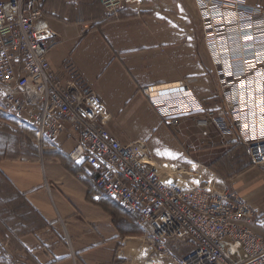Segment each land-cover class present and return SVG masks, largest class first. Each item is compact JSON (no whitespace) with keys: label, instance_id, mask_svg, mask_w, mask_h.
Masks as SVG:
<instances>
[{"label":"crops","instance_id":"obj_1","mask_svg":"<svg viewBox=\"0 0 264 264\" xmlns=\"http://www.w3.org/2000/svg\"><path fill=\"white\" fill-rule=\"evenodd\" d=\"M23 1L27 8L41 9L55 31L48 56L51 71L62 85L75 76L96 90L113 137L122 143L144 141L160 169L170 165L189 173L177 182L235 191L264 218V171L254 165L233 112L237 107L251 131L256 123L262 125L253 83L236 76L237 67L261 50L244 30L249 22L232 15L237 37L214 42L203 29L195 0H144L139 7L124 6L115 17L107 16L100 0ZM259 3L246 0L245 6ZM77 26L87 30L85 35L76 36ZM232 62L235 79L228 80L238 85L231 84L230 94L236 96L238 87L241 96L233 101L219 74ZM181 84L192 91L189 102L198 107L192 112L157 108L144 93L146 87L155 95ZM33 112L36 107L28 105L18 119L0 115V246L16 252V258L0 264H142L151 254L140 251L143 235L119 232L108 210L115 203L117 217H126V211L110 197L100 198L108 210L97 205L100 199L94 195L101 190L91 167L69 159L76 135L65 131L41 148ZM208 112L216 117L222 112L232 134L223 137L208 122ZM252 228L261 233L264 223Z\"/></svg>","mask_w":264,"mask_h":264},{"label":"built area","instance_id":"obj_2","mask_svg":"<svg viewBox=\"0 0 264 264\" xmlns=\"http://www.w3.org/2000/svg\"><path fill=\"white\" fill-rule=\"evenodd\" d=\"M195 1L214 42L237 37L231 21L234 15L251 24L244 30L258 40L261 50L237 67L236 76L253 83L252 97L260 107L256 112L262 125L256 123L251 131L245 128L237 107L233 112L254 165L264 171V0L254 7H246V0ZM100 2L107 16L115 17L124 6L139 7L144 0ZM74 30L77 37L87 32L79 26ZM55 35L41 9L27 8L23 0L0 1V115L18 119L28 105L35 106L32 124L41 148L65 131L76 135L69 159L91 167L101 190L95 198H113L126 212L136 215L142 239L151 247L142 264H264V230L257 233L252 228L256 217L251 205L235 191L206 184L186 185L185 180L179 183L177 177L189 175L185 169L165 165L163 171L144 141L122 143L113 137L105 126L103 102L96 90L75 76L62 85L51 71L48 56ZM241 54L244 52L233 56ZM219 74L225 95L233 101L230 87L238 81L228 78L235 79V69L221 67ZM151 89L146 87L144 93L157 108L173 114L198 108L189 102L192 91L186 84L162 88L155 95ZM235 93L239 100L238 87ZM175 95L183 99L170 101ZM206 114L223 137L232 134V128L221 119L222 112L219 117ZM171 240L188 251L174 253L176 250L165 247Z\"/></svg>","mask_w":264,"mask_h":264},{"label":"rangeland","instance_id":"obj_3","mask_svg":"<svg viewBox=\"0 0 264 264\" xmlns=\"http://www.w3.org/2000/svg\"><path fill=\"white\" fill-rule=\"evenodd\" d=\"M195 26L197 27L198 31H201V28H200L198 23L195 24ZM220 28H223V27H220ZM203 29L205 30L204 24H203ZM205 32H206V30H205ZM234 68H235V63H233V62H232V64L229 67H227V69L230 70V71H233ZM231 78H229V79H231ZM152 94L154 95V93H152ZM197 177H202V175L201 174L197 175ZM262 212H264V207L262 208ZM254 214H255V217H256L255 218V222L253 223L254 226L255 225L256 226H260V224H263L264 223L263 222V219H264L263 215H261L259 212H255V211H254ZM253 224H252V226H253ZM4 238L5 237H1L2 240ZM6 238H8V237H6ZM165 247H169L171 250H176V251H174V253H177L179 251L178 254H180V255L185 254L188 251L187 247H183L182 244H179L177 241H174V240H171L169 243H167L165 245ZM14 258H16V252H15L13 247H1L0 246V261L1 262L2 261H11Z\"/></svg>","mask_w":264,"mask_h":264},{"label":"trees","instance_id":"obj_4","mask_svg":"<svg viewBox=\"0 0 264 264\" xmlns=\"http://www.w3.org/2000/svg\"><path fill=\"white\" fill-rule=\"evenodd\" d=\"M36 0H33V2H35ZM95 182V181H94ZM95 186L97 188H99V186L95 183ZM105 199H100L96 202L97 205L102 206L105 210H108L105 207ZM114 207L117 208V206H115L116 204H113ZM113 207L112 210H108L110 213H112L114 215V223L117 225L119 232L122 235H127V236H142L143 232L140 229V227L138 226V224H136V215L130 212H125V216L122 217H117L116 216V212L114 210H116ZM122 209V208H121Z\"/></svg>","mask_w":264,"mask_h":264},{"label":"bare ground","instance_id":"obj_5","mask_svg":"<svg viewBox=\"0 0 264 264\" xmlns=\"http://www.w3.org/2000/svg\"><path fill=\"white\" fill-rule=\"evenodd\" d=\"M236 47V46H235ZM238 50V49H237ZM243 50V49H242ZM239 52V51H238ZM246 54V53H245ZM138 242H139V246L142 248V249H140V251L142 250V252L144 253V255L146 256L148 253H149V251H151V247L147 244V243H145L144 242V240L142 239V238H139L138 239ZM136 254H139V252L138 251H135L134 252V255H136Z\"/></svg>","mask_w":264,"mask_h":264}]
</instances>
